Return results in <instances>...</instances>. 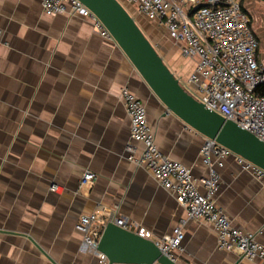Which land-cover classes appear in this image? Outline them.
<instances>
[{"label": "crops", "instance_id": "0c3cea01", "mask_svg": "<svg viewBox=\"0 0 264 264\" xmlns=\"http://www.w3.org/2000/svg\"><path fill=\"white\" fill-rule=\"evenodd\" d=\"M241 2L260 41L251 10L264 1ZM129 8L153 35L152 23L163 30L158 50L187 84L197 59L183 56L165 26ZM124 86L146 105L159 149L195 177L208 175L201 155L207 137L166 108L114 38L89 18L47 15L41 0H0V264H108L82 251L76 228L100 206L146 228L156 242L181 225L178 264H260L219 249L211 223L190 219L149 169L127 159ZM214 166L221 176L217 205L264 244V183L235 156ZM86 171L97 176L91 186L82 185Z\"/></svg>", "mask_w": 264, "mask_h": 264}, {"label": "built area", "instance_id": "2783aa9c", "mask_svg": "<svg viewBox=\"0 0 264 264\" xmlns=\"http://www.w3.org/2000/svg\"><path fill=\"white\" fill-rule=\"evenodd\" d=\"M120 1L165 26L169 36L181 45L183 56L197 59L196 68L185 86L190 94L208 109L264 141V95L257 93L264 84V65L257 59L260 41L240 0ZM41 3L47 15L72 14L89 18L102 36L113 38L99 17L81 0H41ZM121 99L131 126L127 159L149 169L157 182L186 209L190 219L211 223L217 232L219 249L235 251L248 260L264 264V244L255 233L234 227L229 216L217 205L214 197L220 188L221 176L214 164L222 168L225 157L235 156L244 169L252 171L263 183L264 169L215 139L207 138L201 155L210 171L208 175L195 177L184 163L159 149L146 105L128 86L123 87ZM137 143L142 144L139 154ZM96 179L95 173L86 171L82 185L91 186ZM51 188L59 191L60 187L52 185ZM110 222L148 238L146 228L117 216L115 210L100 206L95 212L82 215L76 225L84 235L82 251L107 258L98 250V245L101 227ZM183 238L179 225L173 234L156 243L164 255L176 261Z\"/></svg>", "mask_w": 264, "mask_h": 264}, {"label": "water", "instance_id": "95a60500", "mask_svg": "<svg viewBox=\"0 0 264 264\" xmlns=\"http://www.w3.org/2000/svg\"><path fill=\"white\" fill-rule=\"evenodd\" d=\"M103 22L166 108L207 138L264 169V141L236 122L208 109L166 64L133 11L120 0H81ZM98 250L108 264H178L164 255L155 240L108 223Z\"/></svg>", "mask_w": 264, "mask_h": 264}, {"label": "rangeland", "instance_id": "374dc122", "mask_svg": "<svg viewBox=\"0 0 264 264\" xmlns=\"http://www.w3.org/2000/svg\"><path fill=\"white\" fill-rule=\"evenodd\" d=\"M252 12V17H253V22H254V26L255 29L257 30L259 36H260V54L257 56V59L259 61V63H261V61H264V4L260 7H256L255 10H251ZM136 18L138 19V17L136 16ZM152 26L154 27V29H156V33L157 35H153L152 32L150 30H147V28L144 27L147 35L152 39L153 43L156 45V47L159 49V38L162 37L163 35V30H161L159 28V25L156 23H152ZM160 53L161 50H159ZM183 86H186L185 82H182Z\"/></svg>", "mask_w": 264, "mask_h": 264}, {"label": "trees", "instance_id": "16d2710c", "mask_svg": "<svg viewBox=\"0 0 264 264\" xmlns=\"http://www.w3.org/2000/svg\"><path fill=\"white\" fill-rule=\"evenodd\" d=\"M263 1H264V0H263ZM240 2H241V0H240ZM241 5H242V9H243V11H245V12L247 13V10H246V8L243 6L242 2H241ZM257 93H258V94H261V95H264V84L261 85V86L258 88Z\"/></svg>", "mask_w": 264, "mask_h": 264}]
</instances>
